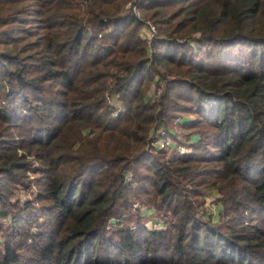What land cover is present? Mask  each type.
Listing matches in <instances>:
<instances>
[{
  "label": "trees",
  "instance_id": "16d2710c",
  "mask_svg": "<svg viewBox=\"0 0 264 264\" xmlns=\"http://www.w3.org/2000/svg\"><path fill=\"white\" fill-rule=\"evenodd\" d=\"M126 2L0 0V264H264V0Z\"/></svg>",
  "mask_w": 264,
  "mask_h": 264
},
{
  "label": "rangeland",
  "instance_id": "374dc122",
  "mask_svg": "<svg viewBox=\"0 0 264 264\" xmlns=\"http://www.w3.org/2000/svg\"><path fill=\"white\" fill-rule=\"evenodd\" d=\"M128 3H131V0H127L126 4H128ZM132 6H134V5H132ZM134 8L137 9L136 6H134ZM151 20H152V18L151 19L150 18H147V21H149V23L152 25L154 32L150 36H148V37H152L155 34V32H156V24L153 21H151ZM154 91L157 92L158 91V88L155 87ZM182 114H183V112L180 113L179 116H181ZM173 127H174V129H177L174 124H173ZM24 173H25V175L22 176L21 181L18 182L17 183V186L14 188V194L17 195L20 198V201L23 200L24 197H27V196L31 195L32 192H33V189H36V184L32 183L33 180H34V178H35L34 175H36V173L33 171V168L32 169L30 168V169L26 170ZM137 202H138V207H139L140 210H141V208L143 206L145 208L151 209L147 214H145L146 215V218L144 219V224L145 225H148V227H152V224L161 222L160 219H157L156 218L158 215L156 216L157 213L155 214V209H153V208H151L149 206L144 205V203L141 202L137 198H134V199L132 198L131 201H130V203H131L132 206H134L135 204H137ZM33 203L35 204V201L34 200H33ZM214 204H215L214 199L208 200L207 205L210 208H214ZM30 209H32L33 212L36 211V213H35L36 216H38L40 218L42 217L41 212L40 211H37L35 207H31ZM122 213L123 212H121V215H122ZM152 215H154V217L151 218V219H148V217H150ZM131 216H132V214H129L127 212L126 215L120 216V218H119L120 220L119 221L122 222V223L130 222L131 220L134 219V217H131ZM155 219L158 220V221H156ZM114 220H115V218H114ZM8 222H9V217L8 216H5V215H2V213H0V244H1V238L4 235L5 230L8 229V225H7ZM109 225H110V223H105L104 224V227H106V226L107 227H110Z\"/></svg>",
  "mask_w": 264,
  "mask_h": 264
},
{
  "label": "built area",
  "instance_id": "2783aa9c",
  "mask_svg": "<svg viewBox=\"0 0 264 264\" xmlns=\"http://www.w3.org/2000/svg\"><path fill=\"white\" fill-rule=\"evenodd\" d=\"M131 8L132 11L135 13L136 17L141 19L139 12L134 8V6H132ZM143 23L145 25L144 27L146 28V36L148 37L154 32L153 27L147 20H143ZM149 143L155 147H169L173 145L172 139H170V136L165 133L163 129H159L158 131L153 133V135L149 139ZM175 146L179 151L185 149L182 143H176ZM156 224L157 223L152 224V227H154Z\"/></svg>",
  "mask_w": 264,
  "mask_h": 264
}]
</instances>
